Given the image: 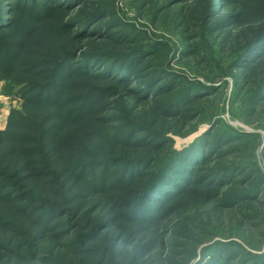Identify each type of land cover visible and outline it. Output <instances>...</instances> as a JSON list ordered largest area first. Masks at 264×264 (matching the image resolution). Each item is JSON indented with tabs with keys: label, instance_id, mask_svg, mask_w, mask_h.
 <instances>
[{
	"label": "trees",
	"instance_id": "1",
	"mask_svg": "<svg viewBox=\"0 0 264 264\" xmlns=\"http://www.w3.org/2000/svg\"><path fill=\"white\" fill-rule=\"evenodd\" d=\"M132 1L151 22L175 10L172 30L192 34L175 47L152 40L112 0H0V80L22 99L0 130V264H144L174 245L161 224L189 194L220 195L228 209L264 202L260 187L235 188L241 162L222 164L256 133L218 117L181 149L167 135L194 129L184 127L220 89L170 61H210L213 43L229 57L218 75L233 77L232 99L248 115L264 104V76L249 78L264 63V0ZM140 104L149 123L128 113ZM199 254L193 264H264L234 240Z\"/></svg>",
	"mask_w": 264,
	"mask_h": 264
},
{
	"label": "rangeland",
	"instance_id": "2",
	"mask_svg": "<svg viewBox=\"0 0 264 264\" xmlns=\"http://www.w3.org/2000/svg\"><path fill=\"white\" fill-rule=\"evenodd\" d=\"M112 3L115 5L114 11L118 18L133 24L136 29L145 32L152 40H167L175 47V45H182L183 36L192 34L188 31L182 35L179 33L180 31L172 30V22L177 15L175 10L161 13L157 16L156 21L151 22V13L147 10L148 8L146 10L139 9L138 2L112 0ZM177 8L179 7H175V9ZM186 10L189 12V8H186ZM260 22L261 20L257 21V23ZM255 26L258 28V25ZM233 29L236 34L239 31L237 35L239 41L235 47L229 46L231 49L228 48L230 51L227 53H231V58L234 53L241 50L238 47L243 46L250 36V29L248 30L245 24L234 26ZM253 31L256 32L257 29ZM210 43L211 41H207L206 45ZM211 48L216 55L210 61L193 59V62L188 60L178 62L176 57L170 61L171 69L184 73L190 78L194 77L201 82H205L209 78L210 81L205 83L220 85V89L215 98L201 101L202 103L195 109L198 112L196 115L201 113L199 117H202L203 120H190L189 126L185 125L184 127L186 129L195 126L194 129L186 134H175L167 131V135L173 140L172 147L181 149L206 131L211 126V121L218 117L240 131L256 133V136L245 138L243 140L245 142L236 143L237 145L235 144L236 146L233 147L236 152L233 153V156L230 155L224 160L222 164L229 165L238 161L241 162L246 168L240 177L245 176L247 180L244 185L239 184L235 188L244 186L260 187L263 189L262 195L259 197L261 199L264 197V177H262L264 176V104L259 105L256 111L251 114H246L243 105L236 100L234 101L231 97L233 77L231 75H218L220 70L226 67L225 64L229 57L220 54L216 43H213ZM170 52L171 49H169L167 57ZM162 58L163 55L159 56L158 59ZM188 62L190 63L188 64ZM257 69L253 71L255 75L252 72L250 73V82L253 81V78L258 80L264 76V63L260 64ZM224 80L226 83L223 84L222 81ZM18 89L19 86L11 85L9 80H0V130L5 129L9 113L12 110L22 108V99L17 92ZM231 101L232 103H230ZM131 109L128 112L131 118L149 123L146 115L149 112L145 110L147 109L145 105L140 104L131 107ZM154 127L157 128V126ZM216 195L207 199L205 195L198 194L195 191V193L189 194L180 200L172 211L165 216L161 224L162 228L170 229L165 239L174 245H169L158 255L150 253L152 256L144 264H193L200 257V248L215 240H234L241 244L243 248L262 253L264 251V202L254 200L244 203L242 207L228 209L220 203L221 196ZM108 234L115 235V232L110 229ZM45 244H47L48 249L51 247L50 242L47 241ZM192 253L193 256L190 257ZM207 258L206 255L203 258L204 261Z\"/></svg>",
	"mask_w": 264,
	"mask_h": 264
}]
</instances>
